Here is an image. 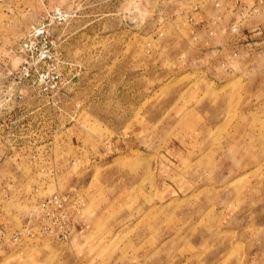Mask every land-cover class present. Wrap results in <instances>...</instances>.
<instances>
[{
	"label": "rangeland",
	"instance_id": "1",
	"mask_svg": "<svg viewBox=\"0 0 264 264\" xmlns=\"http://www.w3.org/2000/svg\"><path fill=\"white\" fill-rule=\"evenodd\" d=\"M14 1L0 0V75L17 71L29 28L47 21L41 0L31 11ZM185 4L89 0L54 24L55 57L38 70L48 65L63 85L52 81L50 96L31 87V130H0L2 153L31 146L36 158L0 166V182L14 178L5 210L22 227L36 204L22 186L39 166L50 182L41 195L76 188L98 232L40 239L5 264H264V64L254 75L215 71Z\"/></svg>",
	"mask_w": 264,
	"mask_h": 264
},
{
	"label": "built area",
	"instance_id": "2",
	"mask_svg": "<svg viewBox=\"0 0 264 264\" xmlns=\"http://www.w3.org/2000/svg\"><path fill=\"white\" fill-rule=\"evenodd\" d=\"M183 2L186 3V6H184L181 15H184L194 41L203 40L205 46L211 49L212 41L220 34L252 40L251 33L242 27L243 20L248 16L243 0H183ZM210 8L215 10L214 14L207 13ZM197 14H202L207 19V22L201 27L196 18ZM227 16L232 17L228 23L225 21ZM46 17V22L37 26L32 33L27 35L24 44L27 57L20 63L17 71L0 76V130L5 127L19 128L20 131H22L21 128L31 130L33 123L31 120V87L32 91L36 92L38 87L43 86L45 95L50 96L56 92L55 89L60 90L57 86L58 83H52V81L59 79L61 80L60 85H63L61 74L54 76L56 71L50 70L48 65L47 70H38V65L46 66L47 63L53 62L55 57L52 39L54 24H62L70 15L60 9H55ZM233 55L236 58L239 57L237 51ZM222 67L227 68L225 63L222 64ZM33 78L35 80L31 86ZM37 82L38 86L34 87ZM38 93L40 95L39 90ZM45 106L43 104V107ZM5 115H8V118ZM4 137L1 133L0 141L4 140ZM8 139L12 143L25 139L31 144V134L20 136L13 133ZM28 147L31 149V146ZM6 155L0 151V158H4ZM85 206L86 200L78 190L52 193L34 205L35 209L25 219L22 227H13L9 242L20 245L23 240L39 238L67 243L75 229L83 222ZM0 234H3L2 230H0Z\"/></svg>",
	"mask_w": 264,
	"mask_h": 264
},
{
	"label": "crops",
	"instance_id": "3",
	"mask_svg": "<svg viewBox=\"0 0 264 264\" xmlns=\"http://www.w3.org/2000/svg\"><path fill=\"white\" fill-rule=\"evenodd\" d=\"M10 1H12V3H16L14 0H5V2L8 3ZM88 1L89 0H41V5L38 2L35 5L43 9V16L51 14L52 12H54L55 9H60L64 13L69 15H82L87 9L90 8H88V6H84L88 3ZM23 4L24 6L25 4H27L26 6L28 7L29 11H31V0H26V3ZM243 4L247 9L248 16L245 20H243L242 27L246 28L248 32L251 33L252 40L240 39L239 37L230 35L225 36L221 34L217 38H215L212 41L213 44L211 45L210 51H208V53L212 52V54L214 55L215 61H208V63L215 71L221 69L220 72H223L224 69L232 71L238 68H242L241 70H236V73L241 72L239 76H244L245 70L248 69L251 70V72L249 73L251 75H254L255 73H258L257 71L259 66L264 64V0H243ZM97 10H99V8H97ZM110 10L112 11L111 13H113L112 15L116 14L114 13V7L109 6L108 11ZM207 13L214 14L215 10L210 8ZM196 16L200 27L207 22V19L204 15L197 14ZM231 20V16H227L225 19L227 23ZM37 25L38 23L33 24V26L29 28L27 34L30 33L33 29H35ZM64 41L66 42V39H64L62 42ZM203 43L204 41L200 40L199 44L203 45ZM236 51L239 53V57L237 58L233 55ZM223 63L226 64L227 68L222 67ZM220 75L222 74L220 73ZM28 151L23 152L22 154H19L21 152L14 153L12 156L6 155L4 158H0V166L2 165L4 167L8 159L13 164H15L14 169H18V165L26 166L28 163H34V160H36V158H33L31 149ZM31 172L34 178H36L32 179L31 184L25 183V186L22 187L23 189H31V201L35 200L34 203L36 202L37 204L48 196H45V194L41 195L40 191H48L50 182L49 180L48 182H46L45 180H47V178L45 177L44 180L41 179L46 174V170L44 168H40L38 166L36 169H32ZM1 174L3 175L2 169ZM4 179H6L5 182H3ZM11 180L12 182H14L13 177L7 178L2 176V182H0V230L3 231V234H0V264H5L7 262V259L16 252H19L21 248H24L25 246H39V244L44 242H41L39 238L28 241L23 240L20 245H16L9 242V236L13 230V219L15 218L13 216L14 213H9L5 209L9 207V201L13 197H8L7 194L3 193V190H6L8 188ZM37 180H40L39 184H37ZM73 189L77 190L76 188ZM73 189L69 191H73ZM56 192L61 193V191L59 190H56ZM92 223L94 222L92 219H90V217H88V215L84 216L82 224L78 226L72 233L69 242L72 243L73 241L80 240L83 237L87 239L95 237L98 231L94 232L95 228L94 226H92Z\"/></svg>",
	"mask_w": 264,
	"mask_h": 264
},
{
	"label": "water",
	"instance_id": "4",
	"mask_svg": "<svg viewBox=\"0 0 264 264\" xmlns=\"http://www.w3.org/2000/svg\"><path fill=\"white\" fill-rule=\"evenodd\" d=\"M130 21L131 22H135V18H130Z\"/></svg>",
	"mask_w": 264,
	"mask_h": 264
}]
</instances>
